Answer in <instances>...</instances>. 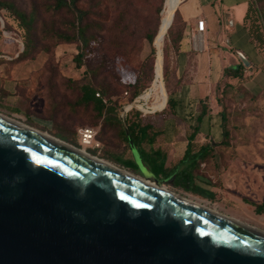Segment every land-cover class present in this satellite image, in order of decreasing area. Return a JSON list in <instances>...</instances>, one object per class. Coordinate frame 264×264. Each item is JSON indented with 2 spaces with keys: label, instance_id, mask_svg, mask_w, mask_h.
Instances as JSON below:
<instances>
[{
  "label": "water",
  "instance_id": "obj_1",
  "mask_svg": "<svg viewBox=\"0 0 264 264\" xmlns=\"http://www.w3.org/2000/svg\"><path fill=\"white\" fill-rule=\"evenodd\" d=\"M0 264H264V231L0 117Z\"/></svg>",
  "mask_w": 264,
  "mask_h": 264
},
{
  "label": "rangeland",
  "instance_id": "obj_2",
  "mask_svg": "<svg viewBox=\"0 0 264 264\" xmlns=\"http://www.w3.org/2000/svg\"><path fill=\"white\" fill-rule=\"evenodd\" d=\"M13 1L25 10L32 8L37 10V14L39 15L38 29L42 28V20L53 21V19H57L61 26L64 27L62 23L65 21V15L63 13L52 15L44 11L43 7L46 0ZM82 1L85 3L87 0ZM97 1L100 2L99 9L105 11L102 16L105 22L103 30L95 29L105 38V43L98 48V42L92 44L89 66L87 64L82 68H78L74 62L73 59L78 52L77 44H55L43 40L42 35H38L37 33V41L39 40V43L32 53L33 58L26 60L28 64L25 74L29 75V84L24 91V104H19L17 109L0 106V112L4 113L5 116L7 115L43 132L50 133L53 136L56 134L67 136L74 146L86 149L88 152L95 149L98 156L103 155L105 151L119 153L122 149L121 145L116 139H110L108 134L104 137L100 133L96 138V143H100V147H87L82 144L78 135V128L82 126L93 127L100 132L101 123L94 125L91 107H76L75 103L79 96V90L77 85H74L69 79L78 81L82 79L86 69H98L100 71L96 76H92L91 78L93 83L97 87L103 85L109 86L113 92L112 101L125 104L127 102L123 97L125 85L134 83L142 73L145 77L150 74L149 65L142 67L143 63L150 56L152 47L145 39V33L155 28L159 19L161 22L163 10L158 15L157 9L160 7L164 9V2L163 0H95V2ZM257 2L264 15V0H257ZM2 16L1 12L0 40L3 43H12L13 47L11 50L14 51L13 54L18 53L20 49L24 48V39L15 28L13 29L10 26L9 28L8 26L5 27L6 25ZM93 18L95 20L97 18L100 21L102 20L99 15L97 18L93 15ZM126 25L128 28L125 32H122ZM120 44L122 45L118 47ZM165 44H169L168 34ZM233 98V100L228 99L226 102L230 112L228 124L230 136L241 137L242 139L239 140L238 146L244 148L248 155V161L245 160L242 164L243 170L249 172L251 169L248 167L247 162L257 161L258 164L254 165L253 169L257 170L258 180L264 183V166L261 165L262 162L264 163V102L244 101L238 96ZM134 101L125 106L133 104ZM152 103L153 100L150 101L149 105ZM123 108L122 114H124ZM138 108L144 111H140L143 115L153 114L146 112L142 107ZM163 109L155 113H159ZM120 112L121 109L119 110ZM214 135L216 137L223 136L222 130L218 128L214 132ZM116 158L120 160L119 162L123 160L122 156H117ZM135 161L139 170L143 173L144 171L140 168V166H143V163H138L136 158ZM123 170L137 178H141V176H136L126 169ZM255 177L254 175L252 177L251 173H248L245 177L234 175L230 183L233 193L237 196H245L254 202H259L257 192L255 193L259 185ZM166 189L174 194L192 197V195L182 189H176L177 192L171 186H167ZM203 196L211 201L217 200L213 195L203 194ZM202 202L209 208H216L227 216H236V218L244 223L259 229L263 228L256 220L248 216H241L240 209L229 208L231 205L228 204V200L221 201L222 203H219V205H215V203H210L209 201ZM244 214L248 215L247 213Z\"/></svg>",
  "mask_w": 264,
  "mask_h": 264
},
{
  "label": "crops",
  "instance_id": "obj_3",
  "mask_svg": "<svg viewBox=\"0 0 264 264\" xmlns=\"http://www.w3.org/2000/svg\"><path fill=\"white\" fill-rule=\"evenodd\" d=\"M250 3L251 0H182L179 4L178 11L186 27L179 51L173 56L179 86L174 94L178 102L177 115L164 122L160 140L166 155L165 166L172 175L159 180H168L166 187L171 186L176 192V189H182L194 199L215 205L228 200L229 208L240 209L241 216L256 220L264 231V213L256 210L264 202V183L258 180L257 170L253 169L257 161L247 162L251 169L249 172L243 170L242 164L248 161V155L244 148L238 146L241 137L232 136L229 143L220 144L223 136L214 135L218 128L222 130L220 107L213 96L224 69L239 64V53L250 63L245 67L247 75L251 74L249 69L264 65V54L256 48L244 24ZM198 19L206 22L204 32L196 31ZM12 47V43L0 40V106L17 109L19 104H24V91L29 84V75L25 74L28 62L17 61L24 48L13 54ZM243 87L264 102V71L257 72ZM206 97H212V113L203 118L199 133L188 146L192 129L197 125L198 104ZM131 150L135 158L133 147ZM140 159L143 167L152 173L141 156ZM248 173L258 180L259 188L255 193L259 202L237 196L231 189L234 175L245 177ZM134 175L142 177L141 172ZM203 194L213 195L217 200H208Z\"/></svg>",
  "mask_w": 264,
  "mask_h": 264
},
{
  "label": "trees",
  "instance_id": "obj_4",
  "mask_svg": "<svg viewBox=\"0 0 264 264\" xmlns=\"http://www.w3.org/2000/svg\"><path fill=\"white\" fill-rule=\"evenodd\" d=\"M163 2L165 3V0ZM99 6L100 2H95V0H87L85 3L82 0H46L43 7L44 11L52 15L63 13L65 15V21L62 23L64 27L61 26L57 19H53V21L42 20L41 29L37 27L39 15L35 8L25 10L19 7L13 0H0V13L2 12L5 27L8 26L9 28L10 26L13 29L15 28L24 39V49L18 55L17 61H25L33 58L32 53L39 43V40L37 41L38 33V35H42L43 40L55 44H77L78 52L73 60L78 68H82L87 64L89 66L92 44L98 42V48L105 43V38L95 29H104L103 24L105 21L102 16L105 11H101ZM162 10V7L158 8L157 14H161ZM93 15L96 18L99 15L102 20L100 21L98 18L95 20ZM160 23L159 19L155 28L145 33V39L152 47L150 56L143 63L142 67L149 65L150 74L145 77L142 73L134 83L125 85V91L123 93V97L127 101L125 104L112 101L113 92L109 86L103 85L104 87H97L93 83L91 78L92 76H96L100 71L98 69H86L82 79L78 81L69 79L74 85H77L79 90V96L75 103L76 107H91L94 125L101 123V130L97 133V136L99 133L104 137L108 134L110 139H116L121 145V152L109 153L105 151L103 155H98V157L137 174L141 171L132 154L131 149L135 147L146 167L157 179L168 178L172 175L170 170L165 166L166 155L160 146V140L164 132V122L174 119L177 115L176 108L178 102L174 94L179 86L175 77L176 65L173 56L175 52L179 51L186 27V23L182 21L178 9L167 33L169 44L166 47L164 45L165 50L163 51L164 83L168 94L166 107L159 113H153L152 115H143L140 111L133 109L124 118L122 117V108L136 100L153 83L154 65L156 61V49L153 47V42ZM244 24L248 28L252 42L264 54V15L259 8L257 0H251ZM127 28L126 25L122 32H125ZM249 70L251 74L247 75L246 68L241 61L235 67H226L221 80L214 88L213 98L220 107L219 114L222 119L223 141L220 144L229 143L232 137L228 129L230 121V112L226 103L228 99L233 100V97L238 96L244 101L259 102V97L251 95L244 89L243 85L251 81L257 72L264 71V65ZM211 99L212 97H206L198 104L199 116L197 118V125L192 129L188 146H191L193 140L199 133L203 118L212 113ZM120 109L121 112L119 113ZM54 136L74 145L67 136L62 134H56ZM89 152L97 156L95 149ZM117 156L123 157L122 162H119L120 160L116 158ZM256 210L258 213H264V202L257 206Z\"/></svg>",
  "mask_w": 264,
  "mask_h": 264
},
{
  "label": "bare ground",
  "instance_id": "obj_5",
  "mask_svg": "<svg viewBox=\"0 0 264 264\" xmlns=\"http://www.w3.org/2000/svg\"><path fill=\"white\" fill-rule=\"evenodd\" d=\"M182 0H165V3H164V9H163V12H162V19H161V23H160V26H159V29H158V32H157V35L154 39V42H153V45L156 49V61H155V65H154V79H153V83L151 84V88H148L142 95H140V97H138V107H142L146 112L148 113H155L161 109H163L165 106H166V103H167V100H168V94H167V90H166V85L164 83V45L165 44V41H166V36H167V33L173 23V19H174V15L176 13V10L179 6V4L181 3ZM153 100V103L151 105H149L150 101ZM0 117L2 118H5L9 121H12L16 124H19L25 128H28L42 136H45L51 140H54L60 144H63L71 149H74L90 158H93L101 163H104L120 172H122L123 174H126V175H130V176H133L132 174H130L129 172L119 168L118 166L114 165L113 163L105 160V159H102L101 157H98V156H94L92 154H90L86 149H83V148H78L68 142H65L53 135H51L50 133H47V132H43L35 127H32V126H29L21 121H18L16 119H13V118H10L8 116H5L3 114L0 113ZM135 177V176H133ZM137 178V177H136ZM140 179L141 181L145 182L146 184H149V185H152L154 187H157L159 189H162V190H165L167 192H169L166 187L165 188H160L159 185L157 183H154L150 180H146V179H142V178H138ZM171 193V192H169ZM173 195H176L184 200H187L193 204H196L198 206H201L205 209H208L214 213H217L221 216H226V217H229L230 220L232 221H235L237 223H244L242 222L241 220H239L238 218L234 217L233 216H227L221 212H219L216 208H209L206 204H204V202H202L201 200H198V199H194V198H191V197H188V196H182V195H178V194H174V193H171ZM246 225H249L247 223H244ZM250 227H253L255 230L259 231H263L257 227H254V226H251L249 225Z\"/></svg>",
  "mask_w": 264,
  "mask_h": 264
},
{
  "label": "built area",
  "instance_id": "obj_6",
  "mask_svg": "<svg viewBox=\"0 0 264 264\" xmlns=\"http://www.w3.org/2000/svg\"><path fill=\"white\" fill-rule=\"evenodd\" d=\"M1 21L3 22V20L1 19ZM206 28V22L203 19H198L197 20V28L196 31L197 32H204ZM97 96H99V94H97ZM138 98L134 101L133 104H130L128 106H125L123 108L124 114H122V117L124 118L125 115L133 110V109H137L138 111H142L140 108H138ZM144 112V111H142ZM98 130H96L93 127H82L78 129V135L81 139V142L83 145L85 146H93V147H100V143H96V136H97Z\"/></svg>",
  "mask_w": 264,
  "mask_h": 264
}]
</instances>
